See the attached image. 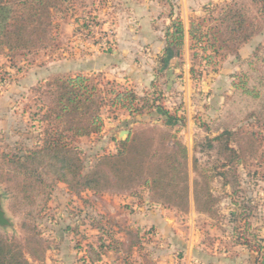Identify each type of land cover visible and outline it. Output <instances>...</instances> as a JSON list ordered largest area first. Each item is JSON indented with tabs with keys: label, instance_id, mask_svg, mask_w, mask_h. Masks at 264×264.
<instances>
[{
	"label": "rangeland",
	"instance_id": "374dc122",
	"mask_svg": "<svg viewBox=\"0 0 264 264\" xmlns=\"http://www.w3.org/2000/svg\"><path fill=\"white\" fill-rule=\"evenodd\" d=\"M83 1L56 17L58 46L12 60L0 54V192L14 223L0 232L21 245L31 264H264V51L254 58L264 26L237 52L223 51L208 63L206 53L193 48L190 22L183 47H167V29L181 19L175 0H154L159 5L149 20L132 13L141 0ZM224 4H213L218 8L211 14L219 15ZM147 29L158 32L143 35ZM79 73L105 93L112 86L132 89L144 105L134 115L110 104L102 109V130L74 143L85 171L100 156L116 154L129 134L151 137L160 151L180 141L188 154V211L161 204L140 183L77 193L48 165L25 160L47 127L40 119L49 98L36 90L39 82ZM244 79L260 98L242 91ZM163 109L176 120L168 121ZM225 129L242 133L230 142L244 147L248 159L236 174L223 167L221 144L212 140ZM220 171L228 172L229 184ZM200 172L213 177L219 198L211 213L194 201ZM137 228L142 239L134 247L136 237L127 230Z\"/></svg>",
	"mask_w": 264,
	"mask_h": 264
},
{
	"label": "trees",
	"instance_id": "16d2710c",
	"mask_svg": "<svg viewBox=\"0 0 264 264\" xmlns=\"http://www.w3.org/2000/svg\"><path fill=\"white\" fill-rule=\"evenodd\" d=\"M79 2L84 1L0 0V54L12 60L19 54H32L49 45L58 46L59 34L54 30L58 32L59 24L55 19L58 15L64 18L66 12L73 10ZM216 8L217 5H207L204 7L207 17L190 21L189 36L193 48L202 49L208 63L215 62V58L223 51L237 52L264 26V0H225L219 15H212ZM208 19L211 21L209 25L205 23ZM166 40L167 47L174 51L183 47L184 28L179 17H175L168 27ZM262 50L264 44L258 45L254 52L255 59L262 58ZM240 87L245 94L254 98L261 97L260 91L249 87L246 79L241 81ZM36 90L49 98L43 106L40 119L47 123V127L44 129L41 146L30 150L25 160L31 163L37 161V166L48 165L60 180L68 183L77 193L113 186L130 188L140 183L156 199L161 200V204L188 211V154L186 146L180 141L174 142V147H164L160 151L153 146L151 137L129 134L120 141L116 154L100 156L95 165L85 171L75 141L102 130L104 123L101 111L107 104L124 108L132 115L141 114L144 105L140 104L141 99L134 90L112 86L105 93L98 82L83 73L45 79L39 82ZM261 110L264 111V104ZM163 111L168 121L176 120L168 110ZM263 111H260V115ZM240 134L239 131L225 129L212 139L221 144V154L226 158L223 167H228L234 174L239 165L248 161L244 147H230L233 138H238ZM254 135H246L251 146L257 142ZM217 174L224 184L230 183L227 171ZM212 180L211 175L200 172L199 178L192 184L195 204L202 212H213L219 199L211 188ZM140 232V228L136 232L127 230V234L136 237L134 247L140 244ZM0 264H31L21 245L6 238L1 232Z\"/></svg>",
	"mask_w": 264,
	"mask_h": 264
},
{
	"label": "crops",
	"instance_id": "0c3cea01",
	"mask_svg": "<svg viewBox=\"0 0 264 264\" xmlns=\"http://www.w3.org/2000/svg\"><path fill=\"white\" fill-rule=\"evenodd\" d=\"M223 1L224 0H175L174 3L175 5L177 4L178 14L183 21L184 32L186 31L188 23L191 21V19L197 16L204 15L206 13L204 9L206 5H213L215 3L219 4ZM156 5H159L157 1L141 0L140 2L134 4V6L132 7V13L138 18L149 20L152 18V15L155 14ZM154 32L158 31H156V29H147V31H143L142 34L148 36ZM162 44V42L159 43L161 47L163 46ZM244 48L245 47H243L242 49Z\"/></svg>",
	"mask_w": 264,
	"mask_h": 264
},
{
	"label": "water",
	"instance_id": "95a60500",
	"mask_svg": "<svg viewBox=\"0 0 264 264\" xmlns=\"http://www.w3.org/2000/svg\"><path fill=\"white\" fill-rule=\"evenodd\" d=\"M127 134L129 133L126 131ZM125 131H121L120 135H123ZM14 226L13 221L8 217L6 210L4 209L3 206V196L2 193L0 192V227H12Z\"/></svg>",
	"mask_w": 264,
	"mask_h": 264
}]
</instances>
